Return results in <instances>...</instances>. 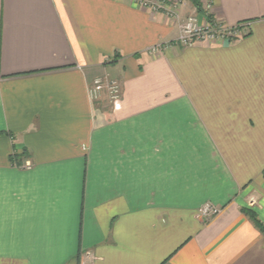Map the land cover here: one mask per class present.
<instances>
[{
	"label": "crops",
	"instance_id": "0c3cea01",
	"mask_svg": "<svg viewBox=\"0 0 264 264\" xmlns=\"http://www.w3.org/2000/svg\"><path fill=\"white\" fill-rule=\"evenodd\" d=\"M178 2L174 20L138 0H0V264H264L245 213L264 222V0H214L247 34L190 47L179 25L206 17ZM106 75L116 105L89 96ZM208 202L223 211L205 221Z\"/></svg>",
	"mask_w": 264,
	"mask_h": 264
},
{
	"label": "built area",
	"instance_id": "2783aa9c",
	"mask_svg": "<svg viewBox=\"0 0 264 264\" xmlns=\"http://www.w3.org/2000/svg\"><path fill=\"white\" fill-rule=\"evenodd\" d=\"M142 5L156 10L166 12L172 19H178L179 2L171 0H138ZM214 0H201L203 13L206 17V22L201 23L196 14L189 16L180 25V34L177 38V44L182 47H190L195 43L204 40L222 39L229 42L240 39L247 34L248 23H239L236 25H226L216 22L214 19L210 20L207 16L211 15V9ZM163 48V44L159 43L150 47V51L159 52ZM88 93L93 101L100 100L106 96L108 102L116 105L122 98V86L119 80L106 75L105 77H98L89 86ZM15 165L31 168L32 164L26 162L24 164ZM256 203L255 198L250 199V204ZM223 207L214 203L208 202L202 205L198 210V215L205 221H209L214 217L220 215Z\"/></svg>",
	"mask_w": 264,
	"mask_h": 264
},
{
	"label": "trees",
	"instance_id": "16d2710c",
	"mask_svg": "<svg viewBox=\"0 0 264 264\" xmlns=\"http://www.w3.org/2000/svg\"><path fill=\"white\" fill-rule=\"evenodd\" d=\"M197 7L198 11L203 13V7L201 0H192ZM210 20L213 19L212 15L207 16ZM245 213L250 217L253 223L264 233V222L259 218L257 213L253 209H246Z\"/></svg>",
	"mask_w": 264,
	"mask_h": 264
},
{
	"label": "rangeland",
	"instance_id": "374dc122",
	"mask_svg": "<svg viewBox=\"0 0 264 264\" xmlns=\"http://www.w3.org/2000/svg\"><path fill=\"white\" fill-rule=\"evenodd\" d=\"M171 1H172V0H171ZM173 1H175L176 3H178L179 0H173ZM201 3H202V2H201ZM178 4H179V3H178Z\"/></svg>",
	"mask_w": 264,
	"mask_h": 264
}]
</instances>
